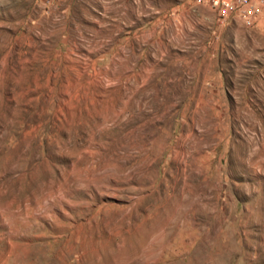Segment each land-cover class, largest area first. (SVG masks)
<instances>
[{
	"label": "rangeland",
	"instance_id": "rangeland-1",
	"mask_svg": "<svg viewBox=\"0 0 264 264\" xmlns=\"http://www.w3.org/2000/svg\"><path fill=\"white\" fill-rule=\"evenodd\" d=\"M253 2L0 0V264H264Z\"/></svg>",
	"mask_w": 264,
	"mask_h": 264
},
{
	"label": "built area",
	"instance_id": "built-area-1",
	"mask_svg": "<svg viewBox=\"0 0 264 264\" xmlns=\"http://www.w3.org/2000/svg\"><path fill=\"white\" fill-rule=\"evenodd\" d=\"M259 1L261 2V0ZM209 2L212 6L220 9L221 15L223 16L222 20H224L226 12H231L240 6H243L244 9L240 8L239 11H242L247 17H255L259 12V6L255 5L253 0H209Z\"/></svg>",
	"mask_w": 264,
	"mask_h": 264
}]
</instances>
